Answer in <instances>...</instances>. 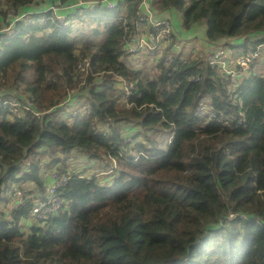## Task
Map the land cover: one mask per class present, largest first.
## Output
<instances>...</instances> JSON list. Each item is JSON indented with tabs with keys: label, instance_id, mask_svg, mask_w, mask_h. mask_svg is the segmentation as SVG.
<instances>
[{
	"label": "trees",
	"instance_id": "1",
	"mask_svg": "<svg viewBox=\"0 0 264 264\" xmlns=\"http://www.w3.org/2000/svg\"><path fill=\"white\" fill-rule=\"evenodd\" d=\"M72 1L48 0L45 12L6 33L12 37L0 34V264H264V78L250 73L236 83L201 59L158 75L128 65L122 59L129 34L124 26L134 30L139 0L73 12L98 22L95 38L105 32L95 51L89 45L78 54L79 32L73 36V25H62L46 8ZM2 3L24 13L39 1ZM123 7L125 25L116 20ZM173 10L183 12L188 30L206 27L203 46L211 49L236 37L240 46L264 41V0H158L155 8L159 18ZM84 56L98 73L80 89L92 111L56 117L66 86L77 85L72 74ZM187 72L200 73L201 81H189ZM116 75L134 83L130 108ZM203 95L217 112H243L245 121L205 123L194 114ZM96 122L107 123V132H98ZM75 149L91 159L109 155L118 166L106 181L72 172L57 191L68 207L23 230L20 219L49 192L41 160L65 165L59 153ZM28 181L39 190L11 211V198L2 191ZM230 210L248 218L226 221Z\"/></svg>",
	"mask_w": 264,
	"mask_h": 264
},
{
	"label": "built area",
	"instance_id": "2",
	"mask_svg": "<svg viewBox=\"0 0 264 264\" xmlns=\"http://www.w3.org/2000/svg\"><path fill=\"white\" fill-rule=\"evenodd\" d=\"M59 5H56L58 7L53 5L55 7H51V9H53L52 11L56 16H58L57 14L66 16L65 19H62L60 21L62 25L68 26L81 21V19L76 17V15H72V13L77 10H79V12L81 13L82 11L87 10L86 7H90L92 9L98 6L104 7L105 9H112L118 5V2L116 0H74L69 4H65L63 6ZM157 5L158 0H139L137 10L135 11V28L132 32L129 31V26L126 24V7H123L121 15L116 18V20H123L124 25L126 24L124 26V29L126 33H129L123 38L122 59L125 61V63H127V59H138L142 56H150L154 59H158L157 61H154L155 65L154 67H152L154 68L153 74L155 75H158L164 68H170L171 71L174 72L183 64H191L196 58L192 55L183 58L184 56L175 54L178 53V46L177 41L174 40V36L176 35L181 37V35L178 34L179 32L176 30V26L173 23L172 12H170L169 14L166 13L164 17L159 18L155 11ZM63 9H68V14L60 13V11ZM28 12L29 11L20 13L17 11V15L14 17L15 19H12L11 21H7L5 16L0 23V30L3 29L2 26L15 23L21 15ZM4 40V36H0V44ZM226 46L227 45L218 49H211L206 46V55L204 53L200 56L204 57V63L209 64L212 68H217L225 75L230 76L236 83L239 80H243L244 78H246L249 73L264 78V41H261L257 44H244L241 47H234L229 45V51L231 55H228V52L224 49ZM167 47L169 49H167ZM236 50L239 51L235 53ZM259 67L262 69L258 70L257 68ZM253 69H255V71L259 74L254 73ZM97 74L98 73L93 67L91 58L81 57L78 60L73 76L77 81V85L76 87L66 88L68 93L67 97L60 103V105L70 103L73 94L87 85L88 77L95 76ZM116 76L118 79L119 87L121 88V90L125 91L123 103L126 108H130L132 106V102L129 101V96L131 95V89L134 87V83L123 78L122 75ZM187 78L192 82L201 81V75L198 72H187ZM211 101V97H209L208 95H203L202 97H200L194 110V114L200 118H203L205 120V123H212L214 121H217L222 122L224 125H230L234 121H237V123L240 124L245 121L243 112H241V116L239 117L230 116L222 112H217L213 109ZM240 103H242V101ZM10 108V111L13 115H19V110L14 105H12V107ZM91 108L92 107L90 104L82 107V109L88 113L92 111ZM27 109H31L30 106H28ZM36 114L39 115V113ZM106 124L107 123L96 122V125L99 126L98 132H107ZM43 176L44 179H47V184L49 185V192L47 194V197L33 203V206L29 210L28 216L20 219V223H23L25 221L26 223H28V221H32L36 224H43L44 221H48L50 217L58 215L68 207V202L63 196L59 195L57 191L64 185H66V183L71 178V175H61L58 170L51 169L48 171H44ZM2 193L11 198V211L27 205V202L31 196L25 189L21 187L11 189V186H7L5 188V192L2 191ZM236 216H240L244 219L248 218L243 213L238 214L230 210L224 217V220H233Z\"/></svg>",
	"mask_w": 264,
	"mask_h": 264
},
{
	"label": "rangeland",
	"instance_id": "3",
	"mask_svg": "<svg viewBox=\"0 0 264 264\" xmlns=\"http://www.w3.org/2000/svg\"><path fill=\"white\" fill-rule=\"evenodd\" d=\"M39 3L38 7L34 8L36 10H30V12L25 13L23 15L20 16V18L18 20H16L15 23L13 24H7L2 26L3 29L0 30V33H4L5 32H12L14 31V29H18L19 26L17 25L20 21H22L24 18H26V21L28 22L29 19H33L35 18L33 16V14L35 15L36 13H40V12H45L46 9L44 10V5H48V0H38ZM50 4H54L52 2H50ZM49 6L46 7L47 11L53 10L51 9L54 8L55 6ZM58 7V6H56ZM99 7V6H98ZM98 7L95 8H90L88 7L87 10H92V11H96V9H98ZM38 8H42L40 9V11H38ZM0 9H2V15L6 16V20L7 21H11L12 19H15L14 17L17 15V10L14 7H11L5 3L0 4ZM103 10H105L104 7H102ZM58 11V10H57ZM83 12H81L80 14H82ZM57 14V13H56ZM57 18L59 20L65 19L66 16L61 15V14H57ZM95 17L98 15L97 13L94 14ZM110 17H106L105 19H109ZM116 18V17H115ZM4 19V18H3ZM2 19V20H3ZM45 18L42 17L41 20H44ZM2 20L0 21V23L2 22ZM172 20L174 25L176 26V30L181 34L180 36L176 37V41H177V46H178V53H175L176 55H180V56H184L183 58H186L187 56H195L198 57L202 54L205 53L206 55V51L205 49L206 46L205 45V32H206V27L201 25H196L193 29H187L185 27L184 24V17H183V12L182 11H176L173 10L172 11ZM26 23V22H25ZM70 23V22H68ZM74 27V32H73V36H75L78 32L79 34V42H78V54H82V48L86 47V46H92L93 47V51H95V44L99 43L100 41L102 42L105 36V32L102 33L101 37H94L93 33L94 30L96 29V27H99L98 22L93 21L90 22V19L88 17L83 18L81 21L77 22L76 24H73ZM83 27V32L82 34H80L81 28ZM178 33V34H179ZM13 35H7L6 37H12ZM204 37V38H203ZM203 38V40H202ZM239 37L236 38H230L228 41L222 42V45H226L227 46L224 48L227 52L228 55H231L230 51H229V45L234 46V47H241L239 43L235 42L236 40H238ZM100 40V41H99ZM193 42V43H192ZM257 42V41H256ZM249 43H252V41H250ZM239 50H236L235 53H237ZM176 52V51H175ZM90 55V54H88ZM85 57V56H84ZM89 57V56H88ZM264 59V58H263ZM158 59H154L150 56L146 57V56H142L138 59H127V64L131 65L133 67H135L136 69H147V71L151 74V75H155L154 73V65L155 62ZM262 60V59H260ZM262 69V68H257ZM254 73L259 74L258 72L255 71V69H253ZM250 74V73H249ZM74 76V73L72 74ZM99 77V76H97ZM99 81L101 80L100 78H98ZM75 83V82H74ZM68 86H66L67 88ZM66 88L64 90V93L66 92ZM79 92H83L80 97L71 99L72 103L68 104H61L60 106H57L56 108H58L53 115H56V117H64V118H68L71 116V114H69L70 112L73 114H77L80 112H84V113H88L86 111H84L82 109L83 106L87 105L88 102L86 101V97H87V93L85 92V90H79ZM4 104V102L1 101L0 99V105ZM7 105H9V107H12V102L8 101L6 103ZM61 114V115H60ZM127 130V129H126ZM125 132V131H124ZM133 133V132H132ZM144 139V138H143ZM136 143L132 144L131 147H133L135 149ZM134 149H130V152L133 153ZM59 157L60 159H65V165L61 162H56V163H52V159L50 157H45L41 160L40 164H41V178L44 181V185L45 188H47V179H44L43 176V172L44 171H48L51 169H56L59 171V173L61 175H68V174H72V172H83L84 174H89V175H94L96 174L98 176V178L106 181V177L108 175L111 176L112 174V167L113 169L116 168L118 166V162L117 159H113V161L111 160V157L109 155H103L101 159H91L89 158L87 155L80 153L78 150H72L69 154L63 155L62 153H59ZM29 162L25 163L26 165H28ZM111 172V173H110ZM109 173V174H107ZM12 188H16V187H21L23 189H25L30 195H32V193H34V191L39 190L38 186L36 183L32 182V181H28L22 184H13L12 182L9 184ZM11 188V189H12ZM4 195V194H3ZM25 197V196H23ZM41 199L36 200L35 202L39 201ZM34 202V203H35ZM4 204H2L3 206ZM38 225L36 223H33L32 221H28V223L23 222L20 223L19 222V226L23 228V230L30 232V228H25L28 227L30 225ZM42 225V223H40ZM39 225V226H41Z\"/></svg>",
	"mask_w": 264,
	"mask_h": 264
},
{
	"label": "clouds",
	"instance_id": "4",
	"mask_svg": "<svg viewBox=\"0 0 264 264\" xmlns=\"http://www.w3.org/2000/svg\"><path fill=\"white\" fill-rule=\"evenodd\" d=\"M198 59H201L203 62H204V57L203 56H198V57H196L194 60H198ZM89 104V103H88Z\"/></svg>",
	"mask_w": 264,
	"mask_h": 264
}]
</instances>
